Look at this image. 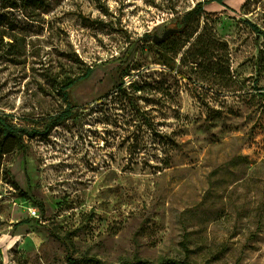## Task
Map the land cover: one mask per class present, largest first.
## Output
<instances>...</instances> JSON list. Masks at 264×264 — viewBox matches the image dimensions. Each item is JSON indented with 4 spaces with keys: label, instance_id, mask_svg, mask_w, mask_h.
Segmentation results:
<instances>
[{
    "label": "rangeland",
    "instance_id": "374dc122",
    "mask_svg": "<svg viewBox=\"0 0 264 264\" xmlns=\"http://www.w3.org/2000/svg\"><path fill=\"white\" fill-rule=\"evenodd\" d=\"M204 1L0 0V118L74 114L0 130V264H264V0L153 42Z\"/></svg>",
    "mask_w": 264,
    "mask_h": 264
},
{
    "label": "trees",
    "instance_id": "16d2710c",
    "mask_svg": "<svg viewBox=\"0 0 264 264\" xmlns=\"http://www.w3.org/2000/svg\"><path fill=\"white\" fill-rule=\"evenodd\" d=\"M35 2L40 3L41 5L44 4V0H34ZM224 1L226 0H206L204 2H199L197 3L194 8L192 10H190L183 18V25H182V29H179L178 33L175 34H171L168 38H170L171 36L177 35L182 33V31H184V29L187 27L188 25V21L194 17V16H198L200 15L205 6L211 5V4H217L219 6H225ZM254 30L257 34L259 35H264L260 30H258L256 27H254ZM164 41L166 42L167 39ZM164 42L160 43L163 44ZM92 71L91 70H87L86 73L82 76H77L75 77L73 80H71L70 82H68L63 88H62V96L63 98L68 101V97H69V91L70 89H72L75 85L85 81L88 79V77L91 75ZM74 117V114L71 113V111L68 109L62 113H60L59 115H57L55 118H52L49 123L47 124V126L44 128V130L42 132H38L35 130H31V131H26V130H15L13 129L11 126H9L7 124V122L3 119L0 118V130L4 131L8 134H11L13 137H15L16 139H18L19 141L21 140V136L19 135V133H23L24 135L28 136V137H34V136H42V135H46V133L52 128V127H56L60 124H62L63 122H65L68 119H72ZM22 147V145H20ZM1 153V152H0ZM70 264H73L75 262H73L72 260H69ZM86 262L92 263V264H103L102 262L95 260V259H88L86 260ZM121 264H154L151 263L149 261L146 260H139L136 259L133 262L130 263H121ZM156 264H189L186 261H178V260H169V259H163L160 262L156 263Z\"/></svg>",
    "mask_w": 264,
    "mask_h": 264
},
{
    "label": "water",
    "instance_id": "95a60500",
    "mask_svg": "<svg viewBox=\"0 0 264 264\" xmlns=\"http://www.w3.org/2000/svg\"><path fill=\"white\" fill-rule=\"evenodd\" d=\"M178 32H179V29H168L162 34L161 37L154 36L153 42H155L156 44H160V43L164 42L166 40V38L169 37L171 34H175Z\"/></svg>",
    "mask_w": 264,
    "mask_h": 264
},
{
    "label": "built area",
    "instance_id": "2783aa9c",
    "mask_svg": "<svg viewBox=\"0 0 264 264\" xmlns=\"http://www.w3.org/2000/svg\"><path fill=\"white\" fill-rule=\"evenodd\" d=\"M32 215H35V212L34 211L32 212Z\"/></svg>",
    "mask_w": 264,
    "mask_h": 264
},
{
    "label": "flooded vegetation",
    "instance_id": "af4514ba",
    "mask_svg": "<svg viewBox=\"0 0 264 264\" xmlns=\"http://www.w3.org/2000/svg\"><path fill=\"white\" fill-rule=\"evenodd\" d=\"M168 38V37H167Z\"/></svg>",
    "mask_w": 264,
    "mask_h": 264
}]
</instances>
